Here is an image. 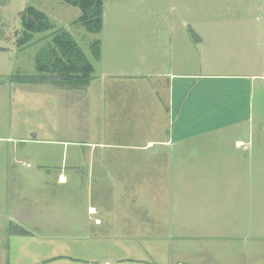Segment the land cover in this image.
Returning a JSON list of instances; mask_svg holds the SVG:
<instances>
[{
	"label": "crops",
	"instance_id": "crops-1",
	"mask_svg": "<svg viewBox=\"0 0 264 264\" xmlns=\"http://www.w3.org/2000/svg\"><path fill=\"white\" fill-rule=\"evenodd\" d=\"M25 8L11 5L10 0H0V94L9 95L8 109L18 106L23 119L32 113L39 121L49 117L43 128L45 134L41 124L26 123L21 139L22 144L36 148L35 158L42 156L49 158V162L34 166L24 153L20 168L37 167L46 173L58 168L53 182L58 188H54L58 201H51L56 206L54 213L33 215L28 213L25 197L19 199L23 203L0 198V264H110L102 260V237L117 236L131 241L140 231L161 237H196L199 228L190 215V204L209 206L214 201L210 193L208 196L203 191L204 197L202 193L199 197L197 190L211 189L213 182L220 178L229 190L227 215L238 221L241 218L250 221L244 219L246 213L264 216V193L261 192L264 190V36L258 43H253L255 38L234 40L241 47H234L232 53L241 54L243 59L236 57L230 61L227 74H185L180 72L184 65L179 62H174L178 73L161 74L155 71L149 58L146 73H102L101 69L86 87L60 88L47 80L49 75L38 72L35 67L37 54L50 44L51 31L36 38L35 34L29 44H17L20 13ZM104 8L105 4V15ZM104 26L105 22L103 29ZM217 28L214 26V30ZM103 29L98 33L97 62L101 67ZM146 29L145 43L140 44L145 47L133 49L136 58L144 52L146 56L148 48L155 51L154 33L149 37ZM110 42L117 46L111 49L115 58L123 59L130 52V48L123 46L136 45L140 39L111 38ZM160 45L165 50L166 44ZM188 51L192 50L188 48ZM12 76H29V80L17 82ZM205 77L223 80L225 84L196 87L188 102V92L192 90L185 80ZM15 94L19 95L17 101L12 98ZM221 94L226 95L225 104H221L224 102ZM216 107L218 114L207 124L206 117L212 112L204 110ZM76 108L85 120V133L74 135L66 129L62 138L71 141L59 139L60 117L63 124H74L69 113H75ZM63 110L66 111L60 115ZM140 126L146 130H140ZM76 141L86 146L77 150L65 148L66 144ZM43 144L46 151L40 148ZM60 156L86 158L93 180L87 182L84 213L71 212L73 200L60 196V189L76 185L58 167ZM6 172L11 170L0 167V188L4 189L11 188V184L6 187L9 180ZM12 179L15 188L22 190L20 195L25 194L24 179L20 176ZM47 185L42 183L35 189H47ZM173 189H178L172 191L173 200L161 197V190L171 193ZM245 190H258L254 191L257 199L250 202L245 198ZM139 192L143 198L138 196ZM140 204L143 218L138 213ZM114 206L118 214L112 216L110 210ZM124 251L125 256L118 264H146L133 259L134 253H129L133 251L131 244ZM108 257L114 264L112 255Z\"/></svg>",
	"mask_w": 264,
	"mask_h": 264
},
{
	"label": "rangeland",
	"instance_id": "rangeland-1",
	"mask_svg": "<svg viewBox=\"0 0 264 264\" xmlns=\"http://www.w3.org/2000/svg\"><path fill=\"white\" fill-rule=\"evenodd\" d=\"M10 4L21 8L31 6L44 13L55 25V29L68 32L92 64L95 74H98L101 69L102 73L132 74L139 72L143 74L148 70L149 58H152L155 71H160L161 74L168 71L178 73L174 67V62L184 65V69L180 72L185 74H227L230 72L228 66L230 61L236 57L243 59L241 54L232 53L234 47H241L234 40L255 38L253 43H258L264 36V0H114V2L104 0L105 15H102L103 22H105L104 29L102 28L104 54H102L101 67L93 59L89 50L91 43L95 40L99 41V35L89 33L78 25H73V22L80 16L78 8L67 5L61 0H10ZM144 23H148V25H141ZM258 23L260 25H257ZM214 26L218 28L214 30ZM146 27H148L149 37L151 32L154 33L153 46L155 51L148 48L146 56L144 52L136 58L133 49L145 47L140 44L145 43L143 39H146ZM47 33L50 32L37 34L35 38ZM111 38H138L140 42L136 45L123 46L125 49L130 48V52L125 58L116 59L111 49L117 46L111 44ZM162 42L166 44L165 50L163 49L164 46L160 45ZM196 45H198L197 50L193 49ZM188 48L192 51L189 52ZM203 79L185 80V83L192 90V92H188V102L195 94L196 87L225 84V81H218L216 78L205 77ZM195 84H199V86ZM18 96V94L13 95V100L17 101ZM8 97V94H0V167L11 170L10 173L6 172L9 178L6 187L11 184V188H0V198L4 197L12 203H23L19 201L20 197L23 196L28 206V213L33 215L35 213H54L56 206L51 205V201H58L54 190V188H58L53 183L57 179L58 168L55 172L49 173L41 172L37 167L33 170L20 168L25 159L24 153L27 161L32 160L34 166L45 161L49 162V158L42 156L35 158L36 148L30 145L26 146L21 142L24 136V127L27 126L26 123L37 126L41 124L42 133L45 134L46 130L43 128L49 122V117H44L43 120L39 121L34 118L32 113L24 116L23 119L18 106H14L11 110L8 109L6 104ZM220 97L224 101L221 104H225L227 102L226 95L221 94ZM216 109L217 107L204 110V112H212L210 116L206 117L207 124L210 123L211 118L215 119L219 110ZM65 111H60V115ZM77 112L78 109L76 108L75 113H69V117L74 119V124L68 126L62 123L60 117L59 139L71 141L67 137L62 138L66 129L72 130L74 135L85 133V120ZM227 122L228 118L225 116L224 125ZM140 130L146 129L140 126ZM41 146V150L46 151L45 148L47 147L44 144ZM85 146L80 141H76L66 144L65 148L77 150ZM58 148L61 151L63 149L62 144ZM85 159L82 156L75 158L72 156L62 158L60 156L57 163L60 170L62 167L68 181L76 183L70 189H60L62 192L60 196L73 200L70 211L74 213L86 212L87 182L93 180L91 178L92 173L88 172V163L85 162ZM54 161L55 159L52 160L53 163ZM71 165L77 167L71 169L69 167ZM96 175L98 174H93L94 177ZM16 176H20L27 184V187L23 189L25 194L20 195L22 190L15 188V182L12 178ZM42 183H48L47 189H35ZM5 190L7 191L6 194ZM115 191L111 190V192ZM172 191H178V189L171 190V193L168 190H161V197H165V199L172 197L173 200ZM203 191H206L208 196L210 193L214 201H211L212 203L204 208L201 203L190 204L192 207L190 215L193 217L196 227L199 228L198 236L161 237L140 231L139 236L131 241H126L117 236L102 237V260H107L113 264L111 258L108 257L112 255L115 260L114 264H118L117 261L125 256L124 247L131 244L133 251L129 253H134L133 259L143 260L140 262L146 264H264V221L260 223L255 221L264 220V216L246 213L244 219L250 221H244L243 218L238 221L234 220L231 215H227L226 198L229 190L222 178L214 181L211 189L200 190L199 188L197 190L199 197L201 193V196L204 197ZM254 191L258 190H245V198L250 202L257 199ZM261 192L264 193V190ZM138 196L143 198L144 195L139 192ZM38 200L42 202L36 205ZM116 207L111 208L110 215L118 214ZM142 211L143 206L140 204L138 206L140 218L144 217L141 214ZM179 247L184 249H179Z\"/></svg>",
	"mask_w": 264,
	"mask_h": 264
},
{
	"label": "trees",
	"instance_id": "trees-1",
	"mask_svg": "<svg viewBox=\"0 0 264 264\" xmlns=\"http://www.w3.org/2000/svg\"><path fill=\"white\" fill-rule=\"evenodd\" d=\"M63 3L76 7L80 11L79 18L73 25L85 31L98 34L103 26L104 0H61ZM21 31L17 44H29L35 34L51 31L50 44L35 58L36 70L45 73L47 80L60 88L80 89L86 87L93 79L94 68L82 52L74 38L55 25L39 10L29 6L20 13ZM91 56L95 61L100 57V42L95 40L89 45ZM14 81H27L29 76H12Z\"/></svg>",
	"mask_w": 264,
	"mask_h": 264
}]
</instances>
